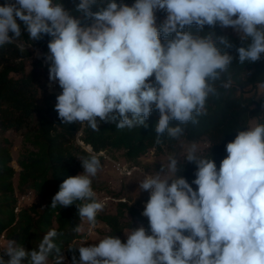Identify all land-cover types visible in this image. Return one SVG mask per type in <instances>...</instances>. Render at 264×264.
I'll return each mask as SVG.
<instances>
[{"label": "clouds", "instance_id": "obj_1", "mask_svg": "<svg viewBox=\"0 0 264 264\" xmlns=\"http://www.w3.org/2000/svg\"><path fill=\"white\" fill-rule=\"evenodd\" d=\"M96 4L79 0L76 6L90 25L56 0H6L0 6V47L21 37L17 19L30 40L51 37L45 58L51 62L49 80L62 89L55 110L66 125L98 131L100 122H107L132 129L146 126L155 109L156 142L176 139L184 133L182 125L198 123L209 95L216 93L214 82L234 59L218 46L233 47L225 36L199 34L205 26L240 34L239 64L264 54V0H135L131 6L107 0L93 12ZM156 10L167 13L159 26ZM192 25L197 32L185 30ZM225 150L219 169L210 156L190 150L185 158L196 165L191 183L176 175V158L168 164L172 178H162L163 169L146 175L139 187L149 193L142 215L151 234L144 227L132 229L126 243L105 236L77 248L79 260L73 256L72 264H264V124L238 130ZM102 155L78 158L83 172L62 182L51 208L79 201V218L95 226L104 204L92 183ZM57 236L50 229L31 251L10 240L0 264H49L53 250L54 264H63Z\"/></svg>", "mask_w": 264, "mask_h": 264}, {"label": "trees", "instance_id": "obj_2", "mask_svg": "<svg viewBox=\"0 0 264 264\" xmlns=\"http://www.w3.org/2000/svg\"><path fill=\"white\" fill-rule=\"evenodd\" d=\"M61 3L70 14L81 20L82 25H90L92 21L83 13L76 10L79 0H56ZM131 6L135 0H116ZM107 0H97L92 6L95 12L99 7L105 6ZM167 14H165L166 18ZM21 26V37L16 39L22 44H35L48 50L50 36L44 35L38 41L30 40L23 22L17 19ZM164 20H156L157 26ZM197 32L195 25L186 28ZM209 32L215 36H225L233 45L232 48H224L234 59L229 69L221 74L219 80L214 82L215 94H210L205 105L204 113L197 116L198 123L189 122L182 125L184 133L181 135L188 140H204L208 146L202 155L210 156L219 169L221 161L226 158L225 146L234 140L237 131L249 127V120L256 115V111L250 108L251 100L242 95H236V89L242 85L243 74L253 83L264 84V54L254 63L239 64L236 49L244 46L242 40H238L230 34L224 33L218 25L215 28L205 26L199 32L201 36ZM11 36L12 34L9 33ZM162 37V42L165 39ZM23 39V41H22ZM32 55L28 48H22L17 43L6 44L0 47V128L12 129L23 134V147L17 159L20 168L17 189L21 193L32 191L39 200L31 203L15 212L17 196L15 194L14 177L17 173L13 166V157L10 151L8 139L0 142V235L6 242L15 240L27 251L37 247L43 236L50 230L58 232L56 244L60 248V255H65L67 260L63 264H72V257L79 260V248L76 239L82 234L73 229L81 226L75 201L71 206L63 208H51L53 196L60 190V185L69 176H75L83 171L79 157L89 152L99 154L101 151L123 150L128 161L136 162L139 157L149 149L158 146L156 142L155 125L159 119V112L153 110L146 126H138L132 129H117L115 123L100 122L99 130L93 131L87 126L78 123L64 124L55 110L56 97L59 92H49L42 79L47 68L37 60L36 67L27 71L26 60ZM44 76V77H43ZM150 79L154 80V76ZM41 86L45 93L41 94ZM178 121H172V125H178ZM81 130V135L78 131ZM180 136V137H181ZM173 140L167 136L161 138V142ZM90 146L91 151L84 148ZM102 159V156H101ZM196 165L184 158L178 162L177 176H183L189 183L195 179ZM196 190L197 186L192 185ZM127 209L136 219L141 221L147 234H151L148 220L140 211L128 206L124 202L119 203L116 215H98V218L106 221L117 235L121 230L120 217ZM187 235V233H185ZM3 256V254H1ZM57 253L53 250L49 255L51 264H54ZM7 260L8 257L4 256ZM26 264V262H23Z\"/></svg>", "mask_w": 264, "mask_h": 264}, {"label": "rangeland", "instance_id": "obj_3", "mask_svg": "<svg viewBox=\"0 0 264 264\" xmlns=\"http://www.w3.org/2000/svg\"><path fill=\"white\" fill-rule=\"evenodd\" d=\"M5 2L6 0H0V6H3ZM11 2H14V0H11ZM165 14H167L165 11L156 10V20H165ZM222 30L224 33L230 34L238 40L241 39L240 34L231 27L222 28ZM29 47L32 51V55L25 61L27 71L38 66L37 60H40L44 67L47 66L45 70L46 79L43 76L42 82L44 81V85L49 91L50 88L48 89L47 82L49 81V67L51 62L45 58L49 55V49L45 51L43 48L34 45ZM56 90L62 93L58 81ZM45 91L44 86H41L42 95ZM235 93L236 95L248 97L251 100L250 108L256 111V115L252 116L249 120V127L257 124H264V84H253L248 80L247 75L243 74L242 85L237 87ZM78 135H81V130L78 131ZM4 139H8L11 155L13 157L12 164L17 170L14 183L15 194L18 200L19 196L24 194L17 189L20 170L17 159L23 147V134L12 129L2 130L0 128V142H4ZM78 142L88 151H91L90 146H85L81 141ZM207 146L208 144L204 140H188L181 136L171 141L160 142L158 146L149 149L145 154L139 157L136 162L128 161L123 150L101 151L100 153H103L101 159L102 166L97 175L93 178L92 183V187L96 192V198L104 204L103 211L99 212L98 215H116L120 202H124L128 206L140 211L142 215V201H148L149 199L148 192L141 190L139 187V183L144 177L146 175H155L158 171L163 169L162 178H172L173 173L168 171V164L171 158H176L179 162L193 149H195L197 155H202L206 151ZM38 201L39 200L32 192V201L23 202L22 208L33 202L38 203ZM124 211V215L120 217L121 230L118 235L112 232L111 226L106 221L97 217L95 226H90L87 221L81 222L80 227L82 231L80 233L82 235L76 239V245L80 247L98 243L100 239L108 235L119 237L122 242L126 243L127 235L130 234L132 229L134 230L139 227L145 228V226L127 209ZM145 218L147 219V217ZM7 244L4 236L0 235V256L3 254ZM63 257L64 260H67L65 255H63ZM49 264H51L50 260Z\"/></svg>", "mask_w": 264, "mask_h": 264}, {"label": "built area", "instance_id": "obj_4", "mask_svg": "<svg viewBox=\"0 0 264 264\" xmlns=\"http://www.w3.org/2000/svg\"><path fill=\"white\" fill-rule=\"evenodd\" d=\"M13 42L17 43V44H18L20 47H22V48H28V49H30L29 46H32V45L41 48L40 46L35 45V44H27V45L22 44V43H21L20 41H18V40H14ZM30 50H31V49H30ZM47 86H48V89L50 88V89H49L50 92H51V91H53V92H58V90H56V88H57V82H52V81L49 80V81L47 82ZM148 198H149V193H148ZM27 201H29V202L32 201V191L26 192V193H24V194H22V195L19 196V198H18V200H17V205H16V207H15V212H17V213L20 212L21 209H22V203H23V202H27ZM146 202H147L146 200H143V201H142L143 209H142L141 211L144 210V207H145Z\"/></svg>", "mask_w": 264, "mask_h": 264}]
</instances>
